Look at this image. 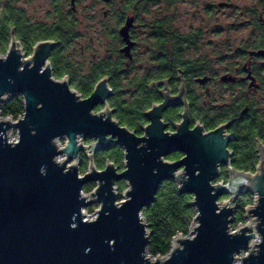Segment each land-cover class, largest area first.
Masks as SVG:
<instances>
[{
	"label": "water",
	"instance_id": "obj_1",
	"mask_svg": "<svg viewBox=\"0 0 264 264\" xmlns=\"http://www.w3.org/2000/svg\"><path fill=\"white\" fill-rule=\"evenodd\" d=\"M130 26L127 19L119 30L127 57ZM57 44L39 40L26 54L11 32L0 53V105L18 95L23 103L20 117L0 115V264H264V146L257 143L254 171L233 167L227 124L206 132L200 125L189 129L183 85L146 111L149 123L137 135L112 116L106 77L83 97L66 76H53L48 58ZM170 104H184L173 132L164 131L160 119ZM98 105L103 107L94 111ZM11 129L17 131L15 140L9 139ZM88 138L94 141L84 144ZM114 145L123 151L124 168L107 160L98 169L92 153ZM170 152L182 156L166 159ZM81 153L89 157L82 175ZM221 167L226 179L219 178ZM120 180L127 187L118 199ZM165 180L192 195L195 224L188 234L172 237L166 255L153 258L141 210ZM90 182L95 186L88 194L95 197L83 193ZM245 192L253 196L244 207L247 220L231 230L236 199ZM94 203L96 216L88 219L83 209Z\"/></svg>",
	"mask_w": 264,
	"mask_h": 264
},
{
	"label": "flooded vegetation",
	"instance_id": "obj_2",
	"mask_svg": "<svg viewBox=\"0 0 264 264\" xmlns=\"http://www.w3.org/2000/svg\"><path fill=\"white\" fill-rule=\"evenodd\" d=\"M95 1L102 4V28L107 41L105 42L104 52L98 58L92 59L85 71L80 74L86 76L84 79L89 84L95 75H99V78L93 82L88 94H81L83 97L92 92L97 81L106 77L107 84L111 89L107 103L113 109L112 116L121 125L130 129L117 119L115 114L117 111H125L129 106V103H127L129 98H132L131 96H133V99L138 98L141 90L145 88L148 105L141 112L140 119L134 117L135 114H138V110L136 101L133 100V122L136 123V128L133 129H141L139 133L133 131L137 135H142V129L149 123L145 116L146 111L151 109L153 105L162 102L164 93L176 94L183 85L188 108L189 129L195 125H200L203 131L206 132L221 124H227L225 131L233 135L228 147L234 145L238 148L243 142L253 141V139H250L249 134V129L253 126V132L256 134L254 137L255 151L257 143L264 146V108L257 103L258 100L251 99L249 94L250 92L256 94L264 90V53H256L264 51V13L261 12L258 15V25L263 30L254 41L237 46V59L225 67V72L219 74L218 67L214 64L215 59H212L209 55L193 58L185 56V50L196 47L199 40L210 31L207 28L203 29L199 24L202 22L201 0ZM69 3L70 11L67 10L66 12L61 6H54L55 20L59 17L71 20V15L76 10L77 0H74L73 4L69 0ZM230 6L231 3L227 1L216 3L211 0L205 2L204 15L209 18L213 17L218 8ZM187 13H190L192 20H198L199 23L195 25L193 23L188 24L185 29L175 26L174 22L179 20L181 16H186ZM127 19H131V26L128 29L129 38L133 41L129 51L131 57H127L121 51L125 43L119 33L120 28ZM108 21L113 22V26L109 27L106 24ZM53 40L57 41L58 44L50 52L49 61L54 54L63 60H70L64 51L56 50L61 41ZM79 54H83V49L79 51ZM138 70H142V73L139 74ZM224 74H230L235 79L223 81L221 76ZM128 75H131V78L127 80V84H131V89L126 91L121 82L123 79H127ZM64 76L69 81V75ZM200 79H204V81L201 82ZM217 80H220L223 85L229 83L240 88L239 94L234 96L228 104L218 105L214 91H210V86L216 83ZM196 87L199 91L202 90L204 95H201V92H196ZM127 93L130 95L125 98ZM110 100L118 102V105L110 106ZM102 107V105H98L94 108V111H98ZM183 110L184 104H170L161 112L160 119L165 123L164 131L173 132L175 130L174 126L181 120ZM141 120H143L142 123ZM111 147L104 150L108 151ZM229 148L232 150L233 166L236 160L243 157L237 154L234 148ZM95 153L96 151L93 156ZM170 154H172L174 160L182 156L180 152H170L168 155ZM245 171H254V169ZM226 174V167H221L219 178L226 179Z\"/></svg>",
	"mask_w": 264,
	"mask_h": 264
},
{
	"label": "rangeland",
	"instance_id": "obj_3",
	"mask_svg": "<svg viewBox=\"0 0 264 264\" xmlns=\"http://www.w3.org/2000/svg\"><path fill=\"white\" fill-rule=\"evenodd\" d=\"M208 1L211 0H201L200 7L202 9V22L199 23L198 20H192L190 18V13H187L185 14L186 16H181L179 20L175 21L174 25L180 29H185L188 24L193 23L195 25L199 23L203 29L207 28L210 30L203 36V38L199 40L196 47H191L185 50V56L187 58H193L197 56L209 55L212 57V59H215L214 64L218 67V73L222 74L226 71L225 67L237 59V46L243 43L245 45L247 42L254 41L257 38V35L263 30L258 25V15L261 12L264 13V0H213L216 3L227 1L231 3V6L218 8L214 16L210 18L204 15V5L205 2ZM8 2L23 10L25 18L29 23H44L46 25L52 24L55 21V5L61 6L65 12L67 10L70 11L69 0H0L1 11L4 8V5ZM101 6L102 4L96 2L95 0H77L75 5L76 10L74 13H72L70 18L76 22V31L75 36L72 38L69 46L64 52L66 56L70 58V60L77 62L82 72L85 71L88 63L92 59L98 58L104 52L107 38L103 33L102 28ZM106 24H108L109 27L113 26V22L111 21L106 22ZM82 49L83 54L80 55L79 51ZM0 53L4 54L5 52ZM138 73L141 74L142 70H138ZM130 78L131 75H128V78L123 79L121 82L123 83V87L126 91L131 89V84H127V80ZM71 87L76 90L75 87ZM197 91L201 92V95H204V92L202 90L199 91L198 87H196V92ZM210 91H214L216 102L218 105H220L222 103L228 104L234 96L239 94L240 88L237 85H230L229 83L223 85L220 80H217L216 83L210 86ZM249 94L251 99L255 101L258 100L259 102L257 103H259V105L264 108V90L260 91L259 93L257 92L256 94L253 92H250ZM129 95L127 93L125 98H127ZM8 136L10 140L17 139L16 129H11L8 133ZM64 140L65 139L62 137L58 139V142L62 145ZM93 141L94 139L88 138L84 140V144H90ZM121 150L118 152V156L122 157V159L119 158L120 160H118V157H114L110 150L96 151L94 156L92 153L95 166L97 168L104 167L107 159H109L115 164L118 170L123 169V151ZM82 159H86L84 164L81 162ZM166 159L174 160V158L168 156H166ZM88 165L89 157L86 154L80 155V175L84 174L88 170ZM115 185H117L116 191L118 192V198L120 199L122 198L121 194L127 187V184L124 180H120L116 182ZM94 186L95 184L93 183V186L90 187L89 190H83V193L88 197H95L94 193L88 194L94 190ZM225 197L226 196L223 198ZM250 204L251 203L248 205ZM97 209L98 203H94L86 207L84 212L85 217L88 219L95 217ZM246 220L247 219L244 218V220L239 223L244 224ZM194 224L195 221L192 219L190 225ZM237 226L238 224L233 227V229H235ZM151 257L154 258L155 256Z\"/></svg>",
	"mask_w": 264,
	"mask_h": 264
},
{
	"label": "trees",
	"instance_id": "obj_4",
	"mask_svg": "<svg viewBox=\"0 0 264 264\" xmlns=\"http://www.w3.org/2000/svg\"><path fill=\"white\" fill-rule=\"evenodd\" d=\"M75 24V21L67 20L66 18L62 19V17H59L50 25L44 23L30 24L25 18L23 10L8 2L4 5L3 10H0V52L6 51L11 32L20 40L23 50L28 54L31 53L32 46L37 41L51 38L61 41L56 50L65 51L75 36ZM50 61L53 76L59 79L64 75H69V84L75 87L80 94L87 95L93 82L99 78V75H95L89 84L84 79L86 76L80 75L82 71L77 62L67 59L63 60L55 54L52 55ZM131 97L127 102L129 103L128 108L123 112L117 111L115 117L130 127V130H135L139 133L141 129H133L136 128V123L133 122V100L136 101L138 110V114H135L134 117L140 119L142 116L141 112L148 105L145 88L141 90L138 98L133 99V96ZM109 104L110 106H115L118 105V102L110 100ZM22 114L23 103L20 95L14 96L8 102L0 105V115L2 117L10 116L16 119ZM142 122L143 120H141ZM252 127L249 129V134L250 139H253V141L249 139L250 141L243 142L238 148L234 145H229L232 149L234 148L237 154L243 157L233 163L235 168L253 170L257 163L254 142L256 134H254ZM119 148L114 146L111 148L112 150L110 149L113 156L118 157V160L122 159V157L118 156V152L121 150ZM168 157L173 156L170 154ZM85 160L82 159L81 162L84 164ZM92 186L93 183H86L83 186V190H89ZM252 198V194L248 192L242 193L237 197L238 210L231 225L232 227L244 220L243 209L246 205L252 203ZM191 199V194L177 191V186L173 180H165L161 183L154 201L142 208V216L148 231H150L147 247L150 256L166 255L169 252L174 235L177 233L188 234L190 223L195 215V209L189 204Z\"/></svg>",
	"mask_w": 264,
	"mask_h": 264
},
{
	"label": "built area",
	"instance_id": "obj_5",
	"mask_svg": "<svg viewBox=\"0 0 264 264\" xmlns=\"http://www.w3.org/2000/svg\"><path fill=\"white\" fill-rule=\"evenodd\" d=\"M20 117V116H19ZM84 212H85V208L83 209V214H84ZM85 216V215H84ZM93 218V217H92ZM231 230H233V227L231 226Z\"/></svg>",
	"mask_w": 264,
	"mask_h": 264
}]
</instances>
